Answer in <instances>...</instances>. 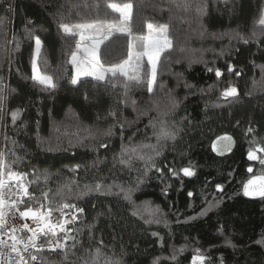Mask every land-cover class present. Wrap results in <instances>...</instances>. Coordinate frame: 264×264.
<instances>
[{"label":"trees","instance_id":"trees-1","mask_svg":"<svg viewBox=\"0 0 264 264\" xmlns=\"http://www.w3.org/2000/svg\"><path fill=\"white\" fill-rule=\"evenodd\" d=\"M129 3L128 32L109 36L98 58L105 66L120 64L128 59L129 42L137 49L135 42L146 35L149 23L167 25L171 46L161 54L154 91H147L146 81L125 88L124 77L110 75L107 82L83 78L72 85L68 60L79 39L63 33L60 25L117 23L120 12L108 5ZM263 11L264 0H0L5 97L0 152L12 171L28 174L29 191L38 198L21 210L39 207L45 191L53 208L69 203L84 209L69 225L82 229L73 233L80 243L67 259L45 248L38 254L43 264H84L100 240L105 256L123 264H192L197 248L208 258L206 264H264V244L256 243L264 237V197L243 191L248 180L264 176L259 159H248L250 149L264 148ZM35 36L43 45L38 69L54 78L55 88L44 89L31 79ZM229 87L237 89V97L221 95ZM17 108L21 117L13 124L10 113ZM160 120L178 138L164 143L154 157L159 172L151 168L145 175L143 161L133 159L129 167L114 159L122 145L156 144L150 122ZM223 135L234 144L228 154L218 155L212 143ZM256 154L264 158V152ZM186 167L194 175L180 171ZM139 180L143 183L137 187ZM98 181L135 188L131 202L115 188L111 194L76 199L84 185ZM213 200L219 206L199 215ZM149 203L159 208V223H145ZM63 213L70 219L74 209ZM63 216L59 210L52 213L56 220ZM225 237L234 247L225 245ZM181 246H186L183 252ZM98 264H105V257Z\"/></svg>","mask_w":264,"mask_h":264},{"label":"snow or ice","instance_id":"snow-or-ice-1","mask_svg":"<svg viewBox=\"0 0 264 264\" xmlns=\"http://www.w3.org/2000/svg\"><path fill=\"white\" fill-rule=\"evenodd\" d=\"M109 7L114 10L120 11L122 18L127 21L129 18L131 9L133 5L131 3L126 4L123 8H117L115 4H109ZM203 13L204 9H198ZM3 17H0V22L3 21ZM31 23V22H29ZM260 23L264 25V16H262ZM167 25H160L158 29L154 28V25L149 23L147 28L149 30V35L141 38L145 41L142 45H135L137 48L136 51H133L134 45L129 42V51L128 59L122 61L120 64H114L106 67L101 63L98 58V49L100 44L108 39V36L113 30L123 31L122 27L116 25H106L101 22L93 23H78L75 25L61 24L60 29L68 36H80V41L92 40V43L87 44L82 47L80 42L76 44V50L71 52L68 63L72 64L73 68L76 70L73 78L71 80L72 85H77L79 82L80 76H91L97 82H107V78L110 75L113 78L118 76L125 78V88L129 86L130 83H135L141 85L145 83L147 85V91L152 93L154 91V85L156 84L157 75H158V63L161 58V54L169 48L170 41L167 39ZM157 31L162 37V40L153 39L152 33ZM95 32L100 33V38L96 39L91 35H86V33ZM107 32V34H104ZM34 39V49L31 57L32 65V76L31 79L35 84L42 86L44 89H52L56 87L54 78L51 75L46 73H41L38 70V57L41 54L42 50V41L39 36L33 37ZM241 39H244L241 37ZM245 43L247 40L245 39ZM19 47V45H17ZM142 48V50H141ZM83 53L82 56L78 53ZM147 58V65L150 68V71H146L144 68V58ZM209 71L213 69L209 68ZM229 71H232L231 65H229ZM238 75V73H237ZM216 76L220 77L221 72L219 69L216 70ZM4 89L0 88V116L4 113V100L3 95ZM225 99L235 98L238 96L237 89L235 87H229L225 89L221 94ZM87 94L85 95V100H87ZM21 109L17 108L11 111V121L15 124L21 117ZM115 117V113H110ZM175 123V122H173ZM154 135L156 137V144H140L132 145L131 147L122 145L120 153L114 156V159H119L121 164L128 165L131 167L133 159L141 160L145 163V175L151 168H156V171L159 172L160 169L156 167L154 157H157L161 154L164 143L169 141H175L177 137V132L170 127L166 120L152 121L150 122ZM114 127V126H113ZM123 129V126H121ZM249 132L253 129H249ZM107 135L111 136V129L108 131ZM123 135V131L121 132ZM7 139V137H5ZM226 139H231L227 137ZM15 143V141H13ZM252 143H255L253 141ZM100 147H107L105 144H101ZM148 151H145V150ZM257 152H264V148L257 147L255 149H250L248 152L249 160H257L264 165V158L258 157ZM151 167H148V166ZM80 165H74L73 169L79 168ZM173 175H176V171L169 169ZM185 176L194 175V170L186 167L181 169ZM249 172L252 171L251 168L248 169ZM45 176L48 175L47 170H44ZM28 174L25 172L12 171L11 166L5 163V153L0 152V264H43V259L39 253H42L45 248L49 251L56 252L60 251L64 253L65 259L69 252L72 251L80 241L77 239V236L73 233H80L82 229H74L69 227V225L74 224L78 218V214H83L84 209L79 207L76 204L63 203L60 208H53L51 200L49 198V192L45 191L42 193L43 201L40 203V206L34 208L32 206H26L23 210L19 205L26 204L28 201L37 200L38 198L34 193L29 191V183L27 181ZM140 183H143V180L137 182V187ZM15 192L13 195H16L18 199H10L7 197L5 190L9 193ZM119 189V193L122 194L125 200L131 202L132 193L136 190L135 188L129 187L124 188L122 185L113 183L112 185H104L102 182H96L95 185L86 184L84 185L83 190H78L76 199L82 200L84 197L91 195L92 193L96 194H111L113 189ZM217 190H222L221 185H217ZM69 191L71 189L69 188ZM244 195L245 196H260L264 197V176H259L254 179L248 180L244 184ZM189 196H192V193H189ZM207 207L203 208L199 215H206L213 208L219 206L218 200H213L206 202ZM135 207V206H134ZM63 209H74V213L71 214L69 220H65L62 223H53L52 222V213L54 211H61L63 215H68L63 213ZM147 218L145 223H159L158 219L159 208L152 209L150 203L146 207ZM18 213L21 219H30L35 227L30 226L28 223H24L21 226H17L14 223H9V217H15ZM139 214L137 211L133 212V215ZM141 218H144L142 215ZM194 218V217H193ZM179 222V221H178ZM90 227V239H95L94 234L91 232ZM29 233L26 237L23 233ZM221 234L223 230L221 229ZM152 235L157 236L158 233H153ZM225 245L234 247L231 240L228 237H225ZM258 244H264V237L256 241ZM103 241H99V246L88 253L89 259L85 260L84 264H98L101 257H105V264H123L122 260H113L107 258L103 252ZM186 246H181L178 250L183 252ZM34 250V251H30ZM177 252H174L171 257L172 260H175ZM208 258L203 254V252L197 248L195 249V255L192 258V264H206ZM159 260V258H157ZM156 264V261L153 262Z\"/></svg>","mask_w":264,"mask_h":264},{"label":"rangeland","instance_id":"rangeland-1","mask_svg":"<svg viewBox=\"0 0 264 264\" xmlns=\"http://www.w3.org/2000/svg\"><path fill=\"white\" fill-rule=\"evenodd\" d=\"M116 6H117V8H123L124 5H116ZM118 12H120V11H118ZM120 14H121V12H120ZM263 16H264V11H263ZM106 25H116V26L122 27L124 29L123 31H120L118 29L117 30H113L109 36H111L115 32L116 33H127L128 32L127 21H125L122 18V16H121V21H119L117 23H106ZM158 27L159 26H154V28H156V29H158ZM104 34H107V32H105ZM86 35H91L94 38L99 39L101 34L100 33H95V32H89V33H86ZM148 35H149V30L147 31L146 35L143 36V37H146ZM164 35H166V33ZM77 36H78V39H79L78 42L81 43V46L82 47L86 46L87 44L92 43V40L80 41V36L79 35H77ZM152 36H153V39H155V40H162L163 39V37L157 31H154L152 33ZM143 37H141V38H143ZM166 37H167V35H166ZM141 38H138L136 40L135 45H138V44L139 45H142L145 42ZM167 39H168V37H167ZM136 50L137 49H134L133 48V51H136ZM78 55L82 56L83 53L82 52L81 53H78ZM143 62H146L147 63V58L146 57L144 58V61ZM106 67H108V66H106ZM72 69H73V74H72V78H73V75L75 74V71L76 70L73 68V66H72ZM149 71H150V68H149ZM83 78H92V79H94L91 76H80L79 77V80H81ZM227 137H230L231 139H226ZM233 144H234V141H233V138L231 136H229V135H223V136H220V137H218V138H216L214 140V142L212 143V150L214 151V153H216L218 155H225V154H228L232 150Z\"/></svg>","mask_w":264,"mask_h":264},{"label":"built area","instance_id":"built-area-1","mask_svg":"<svg viewBox=\"0 0 264 264\" xmlns=\"http://www.w3.org/2000/svg\"><path fill=\"white\" fill-rule=\"evenodd\" d=\"M5 192H6V195H7L8 198H10V199H18V197L16 195H13V193L15 192V188H13V192L12 193H9L7 191V189L5 190ZM19 207L21 208L22 205H19ZM8 219H9V223L10 224H13L14 223L17 226H21L24 223H28L30 226L35 227V225L33 224V222L30 219H21L19 217L18 213L15 215V217H11L10 216ZM68 219L69 218L67 217V215H64L63 217H61L58 220L52 218V222L53 223H62L65 220H68ZM23 235L26 237L27 235H29V233L25 232V233H23ZM30 251H31V249H30Z\"/></svg>","mask_w":264,"mask_h":264}]
</instances>
